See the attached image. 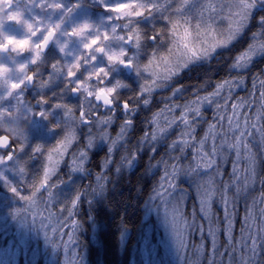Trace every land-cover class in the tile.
I'll use <instances>...</instances> for the list:
<instances>
[{"label":"clouds","instance_id":"clouds-1","mask_svg":"<svg viewBox=\"0 0 264 264\" xmlns=\"http://www.w3.org/2000/svg\"><path fill=\"white\" fill-rule=\"evenodd\" d=\"M121 180L141 223L157 211L179 251L177 217L198 233L182 264H264V0H0L14 217L72 215Z\"/></svg>","mask_w":264,"mask_h":264},{"label":"rangeland","instance_id":"rangeland-1","mask_svg":"<svg viewBox=\"0 0 264 264\" xmlns=\"http://www.w3.org/2000/svg\"><path fill=\"white\" fill-rule=\"evenodd\" d=\"M83 11L87 10H82L81 14L84 13ZM44 127L45 125L37 122L35 138L50 142ZM35 161H37L36 164ZM39 163V160H34L30 167L35 169ZM8 179L15 182L17 177L9 172ZM116 188L117 186L107 195L114 193ZM72 191V188L67 189L69 195ZM81 199L84 200L83 197ZM105 199L97 198L92 205L84 202L82 208L81 204L78 205L79 212L72 210V215H69L63 205L53 207L52 211L56 213V216L50 222L46 220L43 225L39 223L40 218L37 217L36 225L30 220L25 221L14 217L11 210L14 206H22L21 202L8 191L4 181H0V264H88L86 253L81 249V237H83L82 240L87 238L85 229L83 230L84 223L79 216L82 214L81 211L85 210L87 213L91 207H95L97 202H103ZM192 211L193 200L190 199L185 205V215L189 219H191ZM47 215L45 213V216ZM197 215L199 216V213ZM31 218L29 213V219ZM144 218L145 221L141 227L142 235L140 239L138 238L140 244L130 245V242L128 244L134 246L132 264H182L181 253L183 258L189 260L194 258V248L199 243L198 233L184 235L179 233V227H177L178 234L183 236V247L180 253L169 226L157 211L146 209ZM202 223L205 224V231H207L206 222L202 221ZM97 230V226H93L89 234L90 239H96ZM129 235L130 232L122 230L121 246L129 241L127 239Z\"/></svg>","mask_w":264,"mask_h":264},{"label":"trees","instance_id":"trees-1","mask_svg":"<svg viewBox=\"0 0 264 264\" xmlns=\"http://www.w3.org/2000/svg\"><path fill=\"white\" fill-rule=\"evenodd\" d=\"M188 83L191 85L194 82L188 81ZM131 199L130 186L125 185L121 180L115 192L111 195L109 193L103 202H97L95 207H91L87 213L85 210L81 211L82 214L79 217L84 223L83 230L85 229L87 238L82 240L83 237H81V249L86 253L88 264H132L134 246L128 244L129 242L130 245L140 244L138 238L140 239L142 235L141 227L145 218L143 213L141 223L140 212L134 208ZM93 226H97L98 230L96 239L92 240L89 234ZM122 230L130 232L127 238L129 241L125 242L124 246H121L120 239Z\"/></svg>","mask_w":264,"mask_h":264},{"label":"snow or ice","instance_id":"snow-or-ice-1","mask_svg":"<svg viewBox=\"0 0 264 264\" xmlns=\"http://www.w3.org/2000/svg\"><path fill=\"white\" fill-rule=\"evenodd\" d=\"M35 151H37V152L40 151V145H36V147H35ZM5 180L7 181V178H5ZM45 182H46V181H45ZM10 190H11L12 192H16V191H17V189H16L15 187H11ZM23 198H25V199H30V198H28V197H23ZM74 203H75V201H74ZM17 211H19V210H17ZM175 223H176V226H177V227H180V225L183 223L182 218H181V217H177ZM200 227H201V229L205 230V224H204V223H202V224L200 225ZM214 229H215V225H214V223L211 222V221L209 220V221L206 223V230L209 232V234H214ZM213 238H214V235H213ZM201 251H203V250L201 249Z\"/></svg>","mask_w":264,"mask_h":264},{"label":"flooded vegetation","instance_id":"flooded-vegetation-1","mask_svg":"<svg viewBox=\"0 0 264 264\" xmlns=\"http://www.w3.org/2000/svg\"><path fill=\"white\" fill-rule=\"evenodd\" d=\"M84 12V11H83ZM86 12V11H85Z\"/></svg>","mask_w":264,"mask_h":264}]
</instances>
